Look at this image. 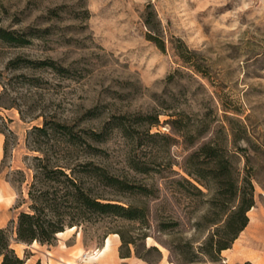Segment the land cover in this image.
<instances>
[{"label": "rangeland", "instance_id": "1", "mask_svg": "<svg viewBox=\"0 0 264 264\" xmlns=\"http://www.w3.org/2000/svg\"><path fill=\"white\" fill-rule=\"evenodd\" d=\"M0 25L30 38L25 45L0 39V126L7 133L0 177L16 192L0 212L3 226L15 228L21 211L33 212L30 191L59 186L64 176L48 178L44 165L145 213L143 220L91 214L70 202L53 215L66 223L53 243L21 242L14 233L23 264H58L67 244H79L70 263L84 262L85 249L99 250L108 238L119 250L124 238L133 240L131 255L150 264H179L183 254L196 259L187 264H213L199 249L213 227L203 215L217 191L210 157L200 150L206 143L228 158L233 177L247 173L254 187L249 221L220 262L244 264L249 251L264 256V0H0ZM180 40L191 50L188 61L175 53ZM141 114L158 121H140ZM116 117L123 127L107 125ZM46 119L49 129H37ZM94 166L133 187L104 184ZM187 170L204 174L210 188Z\"/></svg>", "mask_w": 264, "mask_h": 264}, {"label": "trees", "instance_id": "2", "mask_svg": "<svg viewBox=\"0 0 264 264\" xmlns=\"http://www.w3.org/2000/svg\"><path fill=\"white\" fill-rule=\"evenodd\" d=\"M150 17H145L144 21L149 28L148 37L154 39L155 35L152 33V26H150ZM155 32V31H154ZM0 39L9 43L25 45L30 42V38L26 37L24 33H18L16 30L7 29L0 25ZM163 42L159 44L163 48ZM191 50L186 44L180 40V44L175 46V53L183 61H188ZM28 63L33 65H52L58 70H66L64 67H59L52 60H27ZM19 59H13L10 64L18 66ZM140 121H147L148 123H156L158 116L151 114H141ZM120 117L110 120L108 124L111 127H123L125 124L120 121ZM49 120L44 121L43 126H36L37 129L47 131L50 127ZM57 127L69 129L68 124L61 122H52ZM53 127V126H51ZM8 131L10 128L7 126ZM0 131H6L0 126ZM71 133V131H70ZM96 136H102L103 132H93ZM200 150L210 157L212 163L206 169L211 173V179L214 181L217 191L210 200V210L207 214L203 215V219L208 222L212 227L205 242L200 245V251L203 252L213 264H227L220 262V251L227 247H230L235 238L241 230L247 225L249 216L248 210L254 203V187L249 174H244L241 178L233 177L230 168L228 167V158L221 152H218L214 146L210 143L201 145ZM46 175L48 178L50 172H60L64 178L58 180L60 182L56 189L51 190L49 187L45 189H39L38 192L33 193L30 191L34 203L32 204L33 212L23 210L19 213L15 228L0 227V264H23L25 259L21 257L12 245V238H15L21 242H33L39 240L42 243H53L57 239V234L65 231V222H60L53 218V215H62L66 212L62 209V206H69L70 202H75L77 207H80L83 211H88L91 214H113L124 216L130 219L143 220L145 217L144 207H140L134 204H123L119 202H113L110 200H103L101 194H95L90 187H86L82 184V181L77 176L66 171L62 167L48 168L44 165ZM56 169V170H55ZM94 173L99 175L106 185L118 186L120 189H129L132 184L121 180L120 178L110 175L104 168L100 166H94L92 168ZM187 173L193 177L205 188L209 189L210 184L208 181L202 180L205 177L204 174L198 171L187 170ZM55 179V178H54ZM227 179V182H225ZM184 180L189 184H192L199 192H202L201 188L196 184H193L188 178L184 177ZM226 185V186H225ZM224 188V190H222ZM223 193H228L223 195ZM52 212V215H50ZM70 228L76 226L74 218H71L69 222ZM124 242L120 247V254L122 257L130 256L132 251L129 242L133 240L123 239ZM127 243V244H125ZM126 247V248H125ZM155 248V246H149L148 248ZM125 248V250H123ZM143 257L147 262L153 263L152 260L144 257L142 254H138ZM179 264H187L196 261L192 255L187 256L183 254L177 259ZM244 264H253L251 261H245Z\"/></svg>", "mask_w": 264, "mask_h": 264}, {"label": "crops", "instance_id": "3", "mask_svg": "<svg viewBox=\"0 0 264 264\" xmlns=\"http://www.w3.org/2000/svg\"><path fill=\"white\" fill-rule=\"evenodd\" d=\"M4 143L5 134L0 131V163L5 154ZM15 198L16 192L12 182L8 181L7 179H2L0 177V212H5L6 209L10 208L13 205ZM3 225L4 222L0 221V227ZM236 239H238V237ZM77 246H79V244H67V251L62 252V256L59 259H56V262H58V264H75L72 262L70 263V249H74ZM226 249L227 248L222 249V251ZM85 251L86 252H84V255L86 256L87 252L94 253L95 249H85ZM86 258L87 260H85L84 262L78 261L76 262V264H150L140 257H135L134 254L122 257L120 255L119 244L110 245L108 251H106L103 255H93L92 257L88 256ZM245 260L251 261L254 264H264V256L259 254L257 251H249L248 256L247 258H245Z\"/></svg>", "mask_w": 264, "mask_h": 264}, {"label": "bare ground", "instance_id": "4", "mask_svg": "<svg viewBox=\"0 0 264 264\" xmlns=\"http://www.w3.org/2000/svg\"><path fill=\"white\" fill-rule=\"evenodd\" d=\"M73 229L74 228H70L69 230H73ZM63 233L65 232H61L58 235L63 234ZM110 245H111V239L108 238L105 241L104 246L101 249L94 251V253L87 252L85 257H88V256L92 257L93 255L94 256L103 255L106 251H108V249L110 248Z\"/></svg>", "mask_w": 264, "mask_h": 264}, {"label": "water", "instance_id": "5", "mask_svg": "<svg viewBox=\"0 0 264 264\" xmlns=\"http://www.w3.org/2000/svg\"><path fill=\"white\" fill-rule=\"evenodd\" d=\"M235 264H240V263H235Z\"/></svg>", "mask_w": 264, "mask_h": 264}]
</instances>
